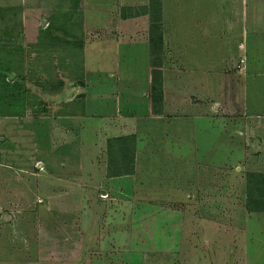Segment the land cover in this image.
<instances>
[{"label": "rangeland", "instance_id": "374dc122", "mask_svg": "<svg viewBox=\"0 0 264 264\" xmlns=\"http://www.w3.org/2000/svg\"><path fill=\"white\" fill-rule=\"evenodd\" d=\"M254 174L264 0H0V264H264Z\"/></svg>", "mask_w": 264, "mask_h": 264}, {"label": "trees", "instance_id": "16d2710c", "mask_svg": "<svg viewBox=\"0 0 264 264\" xmlns=\"http://www.w3.org/2000/svg\"><path fill=\"white\" fill-rule=\"evenodd\" d=\"M158 42L159 44L162 43L161 35L158 38ZM157 72H161V70L155 71V74H158ZM159 83V86L156 83H152V88L153 90L159 91V93L161 94L162 80H160ZM107 142V175L116 176L121 174L133 173L135 168V134L131 133L126 135L112 136L108 138ZM253 176L257 179L254 180V186L259 190V195L262 196V202L264 203V174H254ZM249 186L250 188L253 187L250 183ZM253 208L255 210L259 209L256 206H253Z\"/></svg>", "mask_w": 264, "mask_h": 264}]
</instances>
